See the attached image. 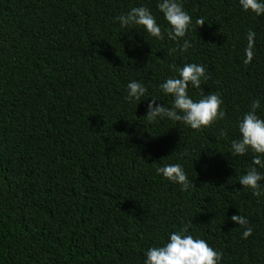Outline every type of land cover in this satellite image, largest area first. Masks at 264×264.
<instances>
[{"label":"trees","instance_id":"1","mask_svg":"<svg viewBox=\"0 0 264 264\" xmlns=\"http://www.w3.org/2000/svg\"><path fill=\"white\" fill-rule=\"evenodd\" d=\"M159 2L0 0V264H144L185 226L223 253L220 264H264V180L259 197L242 187L253 153L231 148L253 101L264 119V15L239 0H179L192 17L179 43L192 46L169 55L177 42ZM141 6L163 40L116 20ZM187 63L209 73L189 97L218 94L225 119L199 131L150 123L151 99L172 107L160 88L178 78L170 65ZM131 81L147 89L139 101L127 100ZM170 164L195 187L158 174ZM233 215L248 219L250 237Z\"/></svg>","mask_w":264,"mask_h":264},{"label":"clouds","instance_id":"2","mask_svg":"<svg viewBox=\"0 0 264 264\" xmlns=\"http://www.w3.org/2000/svg\"><path fill=\"white\" fill-rule=\"evenodd\" d=\"M239 4L245 12L250 11L257 16L264 15L262 0H239ZM157 8L170 26L167 30L168 39L177 42V47L169 49L168 54L171 55L177 51L186 52L192 46L191 43L185 39L181 45L179 41L186 36L192 23V17L184 10L179 0H160ZM116 20L121 27L138 26L151 37L158 40L164 39V32L147 7H133L127 14L117 16ZM196 24L201 27L205 21L201 17L196 20ZM254 37L255 32L249 30L245 64L250 63L253 58ZM170 68L178 73V78L175 76L168 78L160 85V88L163 93L173 97L172 107L158 105L155 98L151 99L145 116L150 123L155 122L157 118L161 120L168 118L199 131L202 128L211 127L218 120L225 119L226 113L221 109L223 101L218 94H202L203 98L198 101H194L188 95L189 85L200 89L202 80L209 79L208 70L203 65L187 63L177 68L175 64H172ZM127 91V100L132 102L133 100L139 101L146 94L147 89L142 83L131 81L127 85ZM259 108L260 101H253L250 106L251 110L244 114L238 125L241 138L231 143L234 156H243L249 151L253 153L251 161L253 166L239 178V184L251 190L252 194L257 197L262 195L260 181L264 180V175L256 167L264 169V119L256 114ZM157 172L166 180L180 185L182 191L195 187L180 164L164 165L159 167ZM231 220L244 228L242 239H247L252 235L253 229L246 217L233 215ZM188 231V226H185L171 233L168 242L163 246L149 248L144 264H220L223 253L214 250L204 239L194 238L191 234H187Z\"/></svg>","mask_w":264,"mask_h":264}]
</instances>
